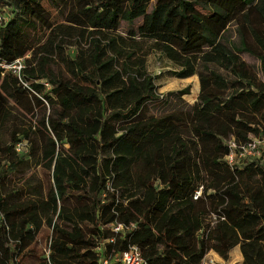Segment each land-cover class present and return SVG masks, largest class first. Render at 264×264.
Here are the masks:
<instances>
[{"label": "trees", "instance_id": "16d2710c", "mask_svg": "<svg viewBox=\"0 0 264 264\" xmlns=\"http://www.w3.org/2000/svg\"><path fill=\"white\" fill-rule=\"evenodd\" d=\"M47 1L0 0V264H114L131 246L264 264V164L226 161L229 140L264 138V0ZM152 53L198 76L195 103L159 94Z\"/></svg>", "mask_w": 264, "mask_h": 264}, {"label": "rangeland", "instance_id": "374dc122", "mask_svg": "<svg viewBox=\"0 0 264 264\" xmlns=\"http://www.w3.org/2000/svg\"><path fill=\"white\" fill-rule=\"evenodd\" d=\"M154 1L155 0H151V6ZM43 4L46 9L52 11V8L47 0H44ZM246 9L247 7L245 5L239 3L238 12L230 20L232 32L235 29L234 21L236 16ZM243 58L249 64L257 65V61L254 58L248 55H245ZM147 68L150 75L154 78L155 84L159 88L158 89L159 94L163 95L168 92L178 91L189 86L191 94L185 96V98L188 100V102H191L192 104L195 103L196 100L198 99V94L200 91V83L197 75L186 79L181 78L182 69L177 65L173 64L172 62L168 61L160 53H152L148 57ZM10 106L13 107L10 108V112H12L14 116L13 120L15 122L20 121V124L25 123L27 119L22 113V111L18 110L13 102H10ZM158 112L159 109L152 107L151 113L157 114ZM0 135L2 140L5 141L7 138L6 132L3 131ZM261 161L264 164V157L261 158ZM43 172H44L43 169L39 166L33 167L31 170V173H35L37 178L46 180V177H44ZM50 234H51V230L47 226H45L41 231V234L39 235V240L42 248L46 246ZM241 258H243V256L241 254L240 247L238 246L231 251V259L233 262H238V264H242Z\"/></svg>", "mask_w": 264, "mask_h": 264}, {"label": "built area", "instance_id": "2783aa9c", "mask_svg": "<svg viewBox=\"0 0 264 264\" xmlns=\"http://www.w3.org/2000/svg\"><path fill=\"white\" fill-rule=\"evenodd\" d=\"M1 20V18H0ZM5 69H12L14 73H19L23 68V60L18 59L12 65H2ZM229 154L226 156V161L230 165H241L246 161L260 159L264 154V138H252L249 142L239 143L235 139L227 142ZM25 144H20L18 150H24ZM123 229L121 224H118L114 231L118 232ZM240 263V262H239ZM104 264H109L105 261ZM114 264H150L143 256L141 250L137 246H131L127 251L121 253L115 260ZM201 264H238L233 262L231 257L228 260L221 258L218 254L211 251L202 260Z\"/></svg>", "mask_w": 264, "mask_h": 264}, {"label": "crops", "instance_id": "0c3cea01", "mask_svg": "<svg viewBox=\"0 0 264 264\" xmlns=\"http://www.w3.org/2000/svg\"><path fill=\"white\" fill-rule=\"evenodd\" d=\"M188 101V100H187ZM191 103V102H190ZM242 261H243V258H241V263H242Z\"/></svg>", "mask_w": 264, "mask_h": 264}]
</instances>
